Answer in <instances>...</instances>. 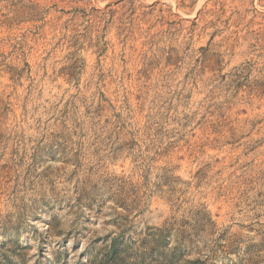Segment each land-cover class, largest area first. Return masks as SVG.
I'll list each match as a JSON object with an SVG mask.
<instances>
[{
    "label": "rangeland",
    "instance_id": "obj_1",
    "mask_svg": "<svg viewBox=\"0 0 264 264\" xmlns=\"http://www.w3.org/2000/svg\"><path fill=\"white\" fill-rule=\"evenodd\" d=\"M0 264H264V0H0Z\"/></svg>",
    "mask_w": 264,
    "mask_h": 264
}]
</instances>
